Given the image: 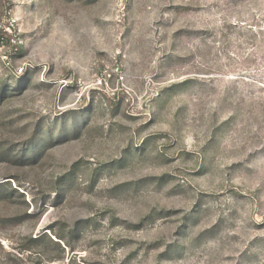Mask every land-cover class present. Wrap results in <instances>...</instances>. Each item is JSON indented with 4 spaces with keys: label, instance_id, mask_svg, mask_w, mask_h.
<instances>
[{
    "label": "rangeland",
    "instance_id": "rangeland-1",
    "mask_svg": "<svg viewBox=\"0 0 264 264\" xmlns=\"http://www.w3.org/2000/svg\"><path fill=\"white\" fill-rule=\"evenodd\" d=\"M0 183V264H264V0H0Z\"/></svg>",
    "mask_w": 264,
    "mask_h": 264
},
{
    "label": "trees",
    "instance_id": "trees-1",
    "mask_svg": "<svg viewBox=\"0 0 264 264\" xmlns=\"http://www.w3.org/2000/svg\"><path fill=\"white\" fill-rule=\"evenodd\" d=\"M27 74H28V72H25L24 74H18V76L22 77V76H26ZM7 182H9V181H7ZM9 188L12 189L11 188V183H6V184L0 183V193L4 192V194H5V196H2L1 198H4V197H6L7 194H9V192H8ZM41 238H42V236L36 238V240L41 239Z\"/></svg>",
    "mask_w": 264,
    "mask_h": 264
},
{
    "label": "built area",
    "instance_id": "built-area-1",
    "mask_svg": "<svg viewBox=\"0 0 264 264\" xmlns=\"http://www.w3.org/2000/svg\"><path fill=\"white\" fill-rule=\"evenodd\" d=\"M25 71V67H23V66H21V67H19L18 69H17V73L18 74H22V72H24Z\"/></svg>",
    "mask_w": 264,
    "mask_h": 264
}]
</instances>
